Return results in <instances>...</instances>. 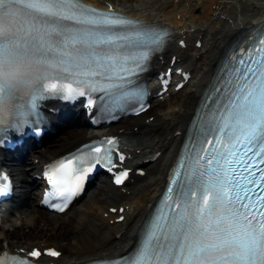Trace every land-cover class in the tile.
I'll return each mask as SVG.
<instances>
[{
	"label": "snow or ice",
	"instance_id": "1",
	"mask_svg": "<svg viewBox=\"0 0 264 264\" xmlns=\"http://www.w3.org/2000/svg\"><path fill=\"white\" fill-rule=\"evenodd\" d=\"M165 35L80 0H0V144L9 130L19 133L25 125H35L39 134L46 119L39 102L47 99L87 95L92 105L93 94L102 93L105 105L135 101L142 110L135 78ZM233 59L229 94L186 146L142 243L128 256L100 264H264V29ZM85 149L46 174L61 199L53 205L57 211L82 190L96 165L116 167V141ZM127 175L117 174L115 183ZM2 195L6 186L0 184ZM0 264L32 262L5 255Z\"/></svg>",
	"mask_w": 264,
	"mask_h": 264
},
{
	"label": "bare ground",
	"instance_id": "2",
	"mask_svg": "<svg viewBox=\"0 0 264 264\" xmlns=\"http://www.w3.org/2000/svg\"><path fill=\"white\" fill-rule=\"evenodd\" d=\"M101 8L113 6L130 16L168 24L174 31L167 49L154 65L158 73L175 67L191 74L177 101L147 117L139 116L114 127L97 130L117 135L128 151V184L113 188L99 179L80 200L78 212L51 215L36 207L35 183L30 171L48 160L73 150L93 138L83 116H68L61 132L27 159L9 165L21 191L20 203L0 226V252L26 251L32 247H55L62 252L58 264H75L125 254L146 212L160 191L196 101L211 78L222 51L240 32L264 20V0H85ZM184 41L185 47L179 46ZM197 42L200 46H197ZM174 93H169L171 96ZM165 96V100L167 98ZM154 107L161 102H156ZM159 156L154 158L153 156ZM31 159V160H30ZM145 171L144 177L134 174ZM112 209H116L112 213ZM123 212L119 213V210ZM123 219L119 222L120 217Z\"/></svg>",
	"mask_w": 264,
	"mask_h": 264
},
{
	"label": "rangeland",
	"instance_id": "3",
	"mask_svg": "<svg viewBox=\"0 0 264 264\" xmlns=\"http://www.w3.org/2000/svg\"><path fill=\"white\" fill-rule=\"evenodd\" d=\"M179 93H180V92L176 93L175 95H171V96L168 97V99L165 100V101L162 100V102L159 104V106H155V107H154V105H153V103H152L150 110H149L148 112H146L142 117H144V116H148V115L152 114V113L155 111V109H157V110L166 109L168 105H170V104H172L173 102H175V101L178 100L179 95H180ZM91 190H93V188H92ZM91 190H90V191H91ZM90 191L87 193V195L90 193ZM81 203H82V201L79 202L77 205H75V207L71 210V212H70L69 214H72V213L78 212ZM78 206H79V207H78Z\"/></svg>",
	"mask_w": 264,
	"mask_h": 264
}]
</instances>
